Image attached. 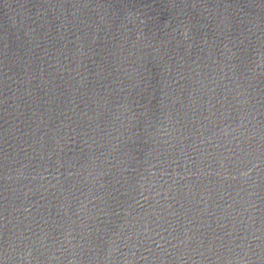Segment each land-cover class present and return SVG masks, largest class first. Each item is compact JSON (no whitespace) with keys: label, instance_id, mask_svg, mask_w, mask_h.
Wrapping results in <instances>:
<instances>
[{"label":"water","instance_id":"95a60500","mask_svg":"<svg viewBox=\"0 0 264 264\" xmlns=\"http://www.w3.org/2000/svg\"><path fill=\"white\" fill-rule=\"evenodd\" d=\"M0 264H264V0H0Z\"/></svg>","mask_w":264,"mask_h":264}]
</instances>
